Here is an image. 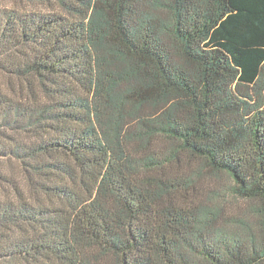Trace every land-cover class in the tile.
<instances>
[{"label":"trees","instance_id":"obj_1","mask_svg":"<svg viewBox=\"0 0 264 264\" xmlns=\"http://www.w3.org/2000/svg\"><path fill=\"white\" fill-rule=\"evenodd\" d=\"M19 1L0 264H264V0Z\"/></svg>","mask_w":264,"mask_h":264},{"label":"rangeland","instance_id":"obj_2","mask_svg":"<svg viewBox=\"0 0 264 264\" xmlns=\"http://www.w3.org/2000/svg\"><path fill=\"white\" fill-rule=\"evenodd\" d=\"M23 5L24 4H22L19 0H0V8H22ZM24 7H25V5H24ZM0 82H2L1 77H0ZM3 83H5V82H2L1 84H3ZM1 165H2V169L4 170L3 177H5V179H9V178L10 179H14V177H16L15 181H19L18 180L19 179V174H16L17 172H15V170H16L15 166L10 165L9 162H4V163L2 162ZM1 182H2V180L0 181V183ZM223 183H225L224 179L221 180L220 182H217L216 185L217 184H221L222 185ZM0 188H1V186H0ZM230 211L234 213L236 210H234V207H230Z\"/></svg>","mask_w":264,"mask_h":264}]
</instances>
